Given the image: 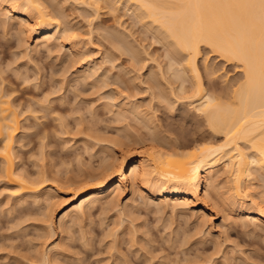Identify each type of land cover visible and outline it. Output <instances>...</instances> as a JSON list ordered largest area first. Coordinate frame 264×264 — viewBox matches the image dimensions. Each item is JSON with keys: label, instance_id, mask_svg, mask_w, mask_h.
<instances>
[{"label": "rangeland", "instance_id": "obj_1", "mask_svg": "<svg viewBox=\"0 0 264 264\" xmlns=\"http://www.w3.org/2000/svg\"><path fill=\"white\" fill-rule=\"evenodd\" d=\"M44 1L68 34L48 50H34V33L22 34L18 17L0 13L13 18L10 29L0 26V85L19 89L11 97L19 96L12 104L20 125L13 141L15 171L37 188L22 195L0 172V264H264V224L252 221L239 202L232 207L224 201L230 183L222 170L214 176L221 191L214 189L208 216L191 202L160 206L162 199L148 200L144 189L130 194L129 183L118 201H112L117 194L103 197L85 209L83 219L69 217L62 229L60 202L70 196L65 192L72 179L98 174L128 144L170 150L202 135L211 138V132L198 118L196 98L184 90L191 87L189 75L183 85L170 46L155 26L140 21L134 5ZM208 53L202 52L198 64L202 71L209 68L202 74L210 94L208 72L223 89L241 72ZM86 64L92 72L83 73ZM251 170L250 190L261 202L264 169ZM247 208L255 206L248 202Z\"/></svg>", "mask_w": 264, "mask_h": 264}, {"label": "bare ground", "instance_id": "obj_2", "mask_svg": "<svg viewBox=\"0 0 264 264\" xmlns=\"http://www.w3.org/2000/svg\"><path fill=\"white\" fill-rule=\"evenodd\" d=\"M98 1H95V4ZM118 1L134 5L138 10L140 21L144 20L143 23L147 22L155 26L157 33L159 31L162 36L160 38L170 46L171 49H168L173 53L176 67L177 65L182 67L180 69L185 75L182 76L184 77L181 78L182 81L181 75L177 79H180L183 85L185 80H192L190 88L181 85V82L180 85L185 87V91L188 90L187 93L191 92V99L196 98L198 118L201 116L200 118L207 125L206 129L211 132V138H205L201 134L200 138L181 142L172 146L170 150L153 145L135 146L130 149L127 147L129 144H126V148L118 156L113 155L112 162L111 159L108 160L110 164L104 161V164L100 165V173H88L89 175L86 174L82 182L77 179H72L70 182L67 180L69 184L65 193L70 196L64 197V200L62 198L60 202L62 214L59 221L62 229L68 227L69 217L76 213L78 219H83L86 216L85 209H93L103 197L117 194L111 199L118 201V196L124 193L129 183L130 194L144 189L148 200L154 202L158 198L162 199L160 206L161 203L168 205L170 201L175 202L173 205H178L177 201L186 202V205L191 202L193 209L201 216H208V202L211 195L214 196L212 194L214 189L217 188L214 176L221 170L227 174L230 183V188L226 191L227 197L222 194L226 197L224 201L232 207L235 202H239V209L246 211L252 221L264 224V199L256 202L250 190L251 186H254L251 185L252 167L264 169V0H117L116 2ZM48 10L44 0H0V13L18 17L17 19L21 21L19 31L22 34L29 36L28 32L34 33L36 45L34 50H38L37 48L43 45L48 50L52 42L66 40L68 37L67 32L62 28L61 20L57 19L60 16L58 12L57 15L53 14L54 10L53 13ZM12 17L0 18V26H7L10 29ZM23 23L27 25L24 26ZM70 45L73 50L77 48L73 41ZM205 50L226 65H236L241 76L232 82L229 81L231 85L223 89L215 82L218 77L211 79L212 75L208 72L211 93L207 94L204 80L206 77L203 78L205 76L203 74L209 68L206 70L204 67L205 71H202L198 64ZM170 66L169 69L174 68ZM91 68L93 67L86 64L82 71L92 72ZM174 71L177 73L179 70ZM214 72L216 74L217 71L214 69ZM173 75L179 74L173 72ZM4 86L0 85V158L3 164L0 172L10 182L19 185L18 188L23 195L37 188H34L35 184L27 178L29 176L26 177L27 174L15 171L13 141L20 125L19 115L13 110L15 108L12 104L19 96H14L12 99L11 97L19 89L15 90L13 85ZM134 109L133 113L137 112V109ZM137 113L135 114L139 116ZM57 191L59 192V189ZM16 193L15 191V195ZM248 202H251L255 209L249 210ZM57 244L52 246L55 251L60 249Z\"/></svg>", "mask_w": 264, "mask_h": 264}]
</instances>
